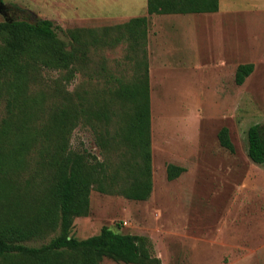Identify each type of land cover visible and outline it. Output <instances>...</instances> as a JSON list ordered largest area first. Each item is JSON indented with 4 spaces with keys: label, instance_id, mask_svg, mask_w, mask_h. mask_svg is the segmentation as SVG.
Masks as SVG:
<instances>
[{
    "label": "rangeland",
    "instance_id": "obj_1",
    "mask_svg": "<svg viewBox=\"0 0 264 264\" xmlns=\"http://www.w3.org/2000/svg\"><path fill=\"white\" fill-rule=\"evenodd\" d=\"M132 1L2 0L0 22L47 18L55 22L61 37H65L62 29L91 28L102 37L111 28V45L101 43L92 49L89 67L72 80H63L68 91L81 92L92 101L109 89L103 79L98 81L103 63L122 79L136 73L125 24L145 15L144 9L130 7ZM223 10V15H212L193 30L199 43L193 49L195 57L159 56L157 45L149 49L147 38L153 192L148 200L138 201L93 189L89 214L74 219L72 233L78 239L108 226L148 236L162 264H264V163H255L248 153L249 128L261 124L264 130V0H223ZM150 28L149 20L148 34ZM243 63H254L255 69L237 84L236 71ZM64 73L42 70L39 82L32 85V93H43L45 110L35 124L41 125L51 107L60 103L53 88ZM6 114L4 96L0 123ZM223 127L230 131L234 152L220 143ZM38 147L39 142L31 141L17 171L19 192L24 194L20 200L33 208L44 197L48 185L42 180L49 175L39 163ZM71 147L101 157L87 126L76 127ZM169 163L186 171L168 180ZM7 219L0 218V223ZM58 234L27 244L39 246ZM100 264L126 263L104 257Z\"/></svg>",
    "mask_w": 264,
    "mask_h": 264
},
{
    "label": "trees",
    "instance_id": "obj_2",
    "mask_svg": "<svg viewBox=\"0 0 264 264\" xmlns=\"http://www.w3.org/2000/svg\"><path fill=\"white\" fill-rule=\"evenodd\" d=\"M218 10L219 0H148L149 14ZM125 28L136 73L122 79L103 63L97 70L98 81L103 79L109 89L90 101L81 92L68 91L63 80L70 81L89 67L92 49L101 43L111 45V28L102 37L91 28L62 29L65 37H61L55 22L47 18L0 22V99L6 96L7 101V114L0 123V218H8L0 223V264H100L104 257L126 264H162L148 236L108 226L84 239L72 233L75 217L90 212L93 189L138 201L148 200L153 192L149 17H133ZM51 69L65 70L53 88L60 103L38 125L36 119L45 114L43 93L34 94L31 87L39 82L42 70ZM254 69V63L240 64L236 83L243 84ZM79 125L92 130L101 157L71 147L72 133ZM219 140L235 151L228 127L220 130ZM31 141L40 143L39 163L49 170L42 180L48 186L36 208L20 200L24 194L19 192L17 172ZM248 141L249 157L263 164L261 124L249 128ZM185 171L169 163L167 179L175 180ZM56 231L59 234L47 243L27 244Z\"/></svg>",
    "mask_w": 264,
    "mask_h": 264
},
{
    "label": "crops",
    "instance_id": "obj_3",
    "mask_svg": "<svg viewBox=\"0 0 264 264\" xmlns=\"http://www.w3.org/2000/svg\"><path fill=\"white\" fill-rule=\"evenodd\" d=\"M130 7L144 9L142 15L149 17L151 28L148 34V46L151 49L153 43L156 44L159 56H169L173 53L179 57H195L197 54L193 49L198 48L199 43L196 35H192L193 30L195 32L198 23L208 21L212 15L220 17L224 13L223 0H219V10L211 13L149 14L148 0H141V2L133 0Z\"/></svg>",
    "mask_w": 264,
    "mask_h": 264
}]
</instances>
